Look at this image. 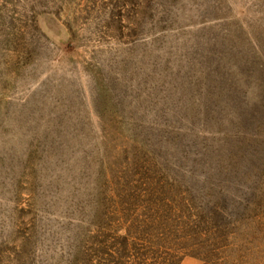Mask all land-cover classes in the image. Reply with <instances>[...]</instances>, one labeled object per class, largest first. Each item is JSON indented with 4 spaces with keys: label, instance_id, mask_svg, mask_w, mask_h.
Returning a JSON list of instances; mask_svg holds the SVG:
<instances>
[{
    "label": "rangeland",
    "instance_id": "1",
    "mask_svg": "<svg viewBox=\"0 0 264 264\" xmlns=\"http://www.w3.org/2000/svg\"><path fill=\"white\" fill-rule=\"evenodd\" d=\"M0 264H264V0H0Z\"/></svg>",
    "mask_w": 264,
    "mask_h": 264
}]
</instances>
